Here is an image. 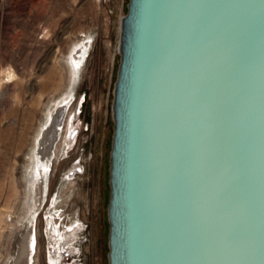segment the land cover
Wrapping results in <instances>:
<instances>
[{
  "label": "water",
  "instance_id": "obj_1",
  "mask_svg": "<svg viewBox=\"0 0 264 264\" xmlns=\"http://www.w3.org/2000/svg\"><path fill=\"white\" fill-rule=\"evenodd\" d=\"M109 264H264V0H128Z\"/></svg>",
  "mask_w": 264,
  "mask_h": 264
},
{
  "label": "rangeland",
  "instance_id": "obj_2",
  "mask_svg": "<svg viewBox=\"0 0 264 264\" xmlns=\"http://www.w3.org/2000/svg\"><path fill=\"white\" fill-rule=\"evenodd\" d=\"M127 3L113 0L108 15L99 0H0V70L11 65L16 76L0 84V264L20 258L28 232L35 243L24 263L55 264L58 242L80 245L90 264H109L112 104ZM82 35L95 44L78 65ZM66 102L40 162L38 139ZM80 221L87 230H68Z\"/></svg>",
  "mask_w": 264,
  "mask_h": 264
},
{
  "label": "built area",
  "instance_id": "obj_3",
  "mask_svg": "<svg viewBox=\"0 0 264 264\" xmlns=\"http://www.w3.org/2000/svg\"><path fill=\"white\" fill-rule=\"evenodd\" d=\"M113 0H99L101 3L102 7L104 8V13L106 14H111L112 13V8L110 7L109 3H111ZM124 15H120L118 19V28L120 30V21ZM95 44V38L94 36H88V35H82L80 43L78 44V49L79 53H77V58H78V65H83L85 62L84 60L89 56L90 52L93 49V46ZM119 45V44H118ZM119 50V48H118ZM86 57V58H85ZM76 165H79V161L76 162ZM77 171V168H76ZM77 224H71V226L68 228V230H71L73 227H78L80 228L81 231L87 230V223H83L82 221L76 222ZM74 225V226H73ZM82 237V236H81ZM85 240V234L82 237V240ZM75 242V241H73ZM71 244V242L69 243ZM67 244V245H69ZM72 247L66 246L65 248L63 247L60 256L56 258L55 264H90L85 258H84V253L82 252V248L80 245L77 247H73V250H70Z\"/></svg>",
  "mask_w": 264,
  "mask_h": 264
},
{
  "label": "bare ground",
  "instance_id": "obj_4",
  "mask_svg": "<svg viewBox=\"0 0 264 264\" xmlns=\"http://www.w3.org/2000/svg\"><path fill=\"white\" fill-rule=\"evenodd\" d=\"M79 50V49H78ZM73 57V56H72ZM71 57V58H72ZM72 59H74V57L72 58ZM77 59V58H76ZM59 103V102H58ZM67 105V102L66 103H64V105H62L61 107H59V109L57 110V112L54 114L55 116H54V118H53V120H52V122H51V124H50V126H49V128H47V130L46 131H43L44 132V134H43V137L41 138H39L38 139V142H39V146H38V148H37V150H36V156H38V159H39V161L40 162H42V161H48V157L47 156H45V151H44V146L45 145H43V146H41V144L43 143V141H46L47 143H48V139H47V133L48 132H50V127L51 126H53L55 123H56V120L58 119V112H59V110H60V108H64L65 106ZM53 106V105H52ZM60 113V112H59ZM48 115H49V113H48ZM60 118V117H59ZM61 119H62V117H61ZM60 120V119H59ZM57 125V124H56ZM59 127V126H58ZM55 128V131L56 130H58V129H60V128ZM57 132V131H56ZM49 153V152H48ZM52 153V152H51ZM32 154H33V152H32ZM36 156H32V159H33V162L35 161V166H37V169H38V165H37V159H35L36 158ZM78 166V165H77ZM29 171V170H28ZM75 171H76V169H75ZM71 174H73V173H71ZM71 174L69 173V176H71ZM68 175V174H67ZM70 178V177H69ZM28 234H29V236H28V240L26 241L27 242V244H25L24 242V245H23V247H22V250H21V254L19 255L20 256V258H16L15 259V261H14V264H17V262H18V264H28V263H30V256L32 255V251H33V247H34V244L32 243V241H33V237H34V239H35V236L33 235V237H32V240H31V244H30V235H31V232H28ZM71 233H68L67 232V234H66V236H69ZM27 237V236H26ZM60 237V236H59ZM59 241H60V239H59ZM34 243H35V241H34ZM60 243L61 244H64V246H66L67 245V243H62L61 241H60ZM33 244V245H32ZM21 249V248H20ZM60 249V250H59ZM62 249H63V246H60L59 245V243L57 242V243H55L54 244V248L51 250V252H52V254L51 255H54V254H57V253H61V251H62ZM27 250H29V255H30V253H31V255L28 257V260H27V263L25 262L24 263V260L21 258L23 255H24V252H26ZM59 251V252H58ZM58 255H60V254H58ZM28 256V255H27ZM27 256H26V258H27ZM18 259V260H17Z\"/></svg>",
  "mask_w": 264,
  "mask_h": 264
},
{
  "label": "clouds",
  "instance_id": "obj_5",
  "mask_svg": "<svg viewBox=\"0 0 264 264\" xmlns=\"http://www.w3.org/2000/svg\"><path fill=\"white\" fill-rule=\"evenodd\" d=\"M0 75L3 76V79H0V84H3L4 82H11L12 80L16 79L11 65L7 66L6 69L0 70Z\"/></svg>",
  "mask_w": 264,
  "mask_h": 264
}]
</instances>
